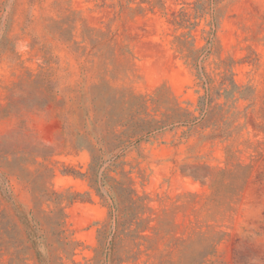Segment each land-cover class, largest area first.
I'll list each match as a JSON object with an SVG mask.
<instances>
[{"label":"rangeland","instance_id":"374dc122","mask_svg":"<svg viewBox=\"0 0 264 264\" xmlns=\"http://www.w3.org/2000/svg\"><path fill=\"white\" fill-rule=\"evenodd\" d=\"M137 1L129 6L135 7ZM192 1L164 0L163 8L120 14L116 0H0V198H10L27 213L33 205L31 188L90 191L89 199L64 208L65 234L77 243L71 259H55L62 253L42 226L49 243L38 248L44 264H115L129 246L118 234L109 252L116 213L109 217L106 196H98L87 177L64 173L69 168L88 170V150L73 149L68 140L77 133H93L88 87L96 78L91 59L52 32L51 23L75 22L76 41L84 26L115 31L133 54L126 77L118 83L135 93L153 96L159 90L162 98L174 96L182 106L194 105L195 70L171 48L173 29L167 23L180 7L192 12L187 4ZM207 4L203 0V16L194 34L199 46L206 45V71L220 60L227 64L233 60V79L245 96L230 109L239 113L236 129L228 140L201 142L200 129L168 124L142 137L138 145L116 148L135 189L148 195L151 211L145 216L152 218L145 231L148 237L138 240L136 261L128 264H188L190 235L197 230L203 232L202 264H264V0ZM210 23L214 36L207 40L203 32L202 39L201 28L208 31ZM165 106L169 105L159 110L165 111ZM209 132L210 127L203 130ZM227 147L232 151L229 160ZM237 162L251 166L245 184L218 178L219 169ZM193 171L210 172L211 177L195 179ZM36 218L41 221L40 215ZM103 226L105 237L98 235ZM29 263L39 264L34 258Z\"/></svg>","mask_w":264,"mask_h":264},{"label":"trees","instance_id":"16d2710c","mask_svg":"<svg viewBox=\"0 0 264 264\" xmlns=\"http://www.w3.org/2000/svg\"><path fill=\"white\" fill-rule=\"evenodd\" d=\"M132 1L116 0L119 13L126 14L127 11L131 14L144 13L152 11L156 6L163 8L164 3V0H138L136 6L131 7L129 4ZM213 1L207 0V5ZM187 4L191 5L192 12L180 7L171 13V19L167 23L173 29L171 48L186 65L195 70L194 85L197 86L195 90L197 99L194 105L186 102V106H182L174 96L162 98L158 95L159 90L153 96L135 93L131 87L118 83L126 77L128 70L126 64L133 54L129 43L119 39L115 31L84 26L81 40L76 41L73 40L72 34L75 22L51 23L52 32L65 42H72V49L75 52L91 59L95 72L96 81L88 87L94 116L93 133H77L68 140L73 149L88 150L90 154L88 170L82 173L69 168L64 173L87 177L89 187L101 198L106 196L109 202V217L116 213L118 220L115 222L114 233L108 241L107 249L112 252L114 238L118 237V234L127 240L129 246L122 255L115 258V264L136 261L141 245L138 240L148 237L145 231L149 229L148 223L152 220L151 216H145L146 211H151L147 205L150 199L147 194L139 193L135 189L130 170H126L125 162L120 160L123 154H118L116 148H123L131 143L138 145L147 134L175 123L187 125L189 131L200 129L201 142L228 140L232 131L236 129L233 124L239 115L230 109L234 107L236 99L245 97L233 79V60H230V64L220 60L210 72L205 70L203 62L208 54L205 52L206 45L199 46L194 34L199 19L203 16V0H194ZM203 32L207 33V40L213 37V23H210L208 31L201 28L202 39ZM83 42L87 45H81ZM45 87L50 92L49 78L46 79ZM235 93H238V96H235ZM219 97L224 98L222 103L216 102ZM166 104L169 106H165V111L161 112L160 107ZM225 106L227 108L223 109ZM98 126L101 132L95 133ZM207 127H210V132L203 134ZM187 135L186 138L189 137ZM106 156L108 159H105ZM225 156L227 160L232 157L229 147L225 149ZM249 168L251 166L237 162L230 168L219 169L216 174L218 178L232 181L237 179L238 183L242 181V184H245L250 175ZM190 175L195 179L211 177L210 172L203 175L193 171ZM101 188H104L105 192H101ZM31 191L33 205L27 213L21 210L17 202L2 196L7 203V206H4L0 198V264H30L31 258L39 264H44V257L38 249L41 245H49L45 230L42 229L43 225L55 237L57 249L62 253L55 259L61 261L63 258H72L77 243L69 240L65 234L64 208L75 200L82 201L87 197L89 199L90 191L57 192L45 187L41 190L31 188ZM43 204L52 207L45 211L41 208ZM38 215L41 221L36 218ZM103 234L105 237L104 226L98 230V235ZM190 244L192 249L188 264H202L203 232L193 231L190 235Z\"/></svg>","mask_w":264,"mask_h":264}]
</instances>
